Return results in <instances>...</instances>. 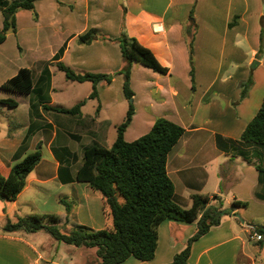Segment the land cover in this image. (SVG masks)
Segmentation results:
<instances>
[{"label":"crops","instance_id":"crops-1","mask_svg":"<svg viewBox=\"0 0 264 264\" xmlns=\"http://www.w3.org/2000/svg\"><path fill=\"white\" fill-rule=\"evenodd\" d=\"M34 8L36 19L30 10L16 12L13 34L21 36L23 32L26 42L37 43L43 33V50L51 34L56 33L57 37L48 56L38 61L40 67L35 78L30 69L33 89L23 95L26 97V120L8 122V126H14L8 138L14 137L15 140L8 159L9 166L0 162L2 175L7 174L14 160H20L36 150L38 144H44L51 157V179H56L61 185L71 184L77 181L63 182L59 179L60 166L68 170L62 174L63 177H73L81 163L77 161L78 151L82 157V149L86 146L96 144L109 148L112 145L116 127L127 110L122 75L114 74L109 84L99 81L96 84L97 98H88L90 82H77L86 86L83 98L57 105L54 95L61 88H57L55 83V71H60L56 67L58 61L76 72L114 73L119 70L123 63L115 41L97 38L90 44H78L76 38L93 27L114 39L119 35L123 22L126 33L148 47L168 68V74L161 75L137 62L132 63L130 86L134 93L135 111L123 132L124 140L133 141L147 133L158 117L180 125L184 133L166 160V171L174 186V202L188 208L193 194L216 195L222 208H228L234 200L248 201L258 205L264 214V172H258L254 166L264 169V148L239 142L242 131L256 114L264 96V42L262 45L260 41V31L264 34V0H122L121 4L117 0H36ZM186 28L193 35L191 55ZM19 42L22 44L21 40ZM63 45L64 50L55 59ZM17 48L20 53L23 51L20 44ZM191 66L195 88L191 86ZM250 78L253 86L241 96L239 84L252 80ZM61 80V86L65 88L73 87L75 82L65 76ZM83 99L85 103L76 114L47 108H70ZM92 101L96 102L84 116L83 106ZM16 102L18 107L19 102ZM82 138H86L89 144L81 145ZM71 144H76V148L71 149ZM241 152L252 163H247ZM41 164L42 157L27 175L25 185L11 207H15L18 197L31 184L37 187L43 184ZM236 209L221 216L219 224L192 242L189 264L191 254L201 240L208 238L207 242L211 244L199 249L195 264H200L212 247L240 240L237 227L248 232L247 227L251 224L241 216L239 222ZM73 216L71 212L68 218ZM196 222L173 219L161 222L157 229L155 254L149 261L157 260L156 264L170 262L194 234ZM22 231L17 230L18 233ZM8 241H11L9 247H22L23 254L28 252L27 264H58L46 259L25 238L9 239L0 235L1 243L7 244Z\"/></svg>","mask_w":264,"mask_h":264},{"label":"trees","instance_id":"trees-1","mask_svg":"<svg viewBox=\"0 0 264 264\" xmlns=\"http://www.w3.org/2000/svg\"><path fill=\"white\" fill-rule=\"evenodd\" d=\"M36 0H0L2 25L0 44L4 42L8 32H15V14L21 9L30 10L33 18L37 14L34 8ZM58 3H60L58 1ZM189 38L187 45L189 54L193 52V35L189 28L185 29ZM115 41L120 49L123 65L114 73L76 72L71 67L58 61L56 67L64 73L67 80L90 82L91 91L88 98H97L96 84L111 82L114 74L122 75V92L127 100V110L123 120L116 127V137L109 148L91 144L82 149L81 163L73 177L65 166L58 169V177L63 182L72 180L86 183L91 190L101 196L104 212L111 219V226L93 230L86 226H74L67 232L58 228L60 218L55 214H28L17 216L15 221L7 220L2 230L14 232L47 231L55 240L75 247L94 248L100 264H120L128 258L149 261L154 257L158 240V226L166 219L181 222H196L194 234L187 240L185 247L176 253L173 259L165 264H189L191 244L207 233L212 226L219 224L223 215L231 214L239 206L246 207L247 202L234 200L228 208H222L216 195H191V205L183 208L173 200L174 186L166 171V160L169 151L184 133L180 125L164 118L154 120L150 130L133 141H126L123 132L131 121L135 111L133 90L130 86V72L133 62H137L161 75L168 74L153 52L142 45L134 36L126 33L123 22L119 35L110 39L97 28H89L77 35L78 44H90L95 39ZM63 45L55 55L58 59L64 50ZM192 88H194L193 66L190 70ZM251 80L247 81V86ZM241 86H243L241 84ZM33 89L32 73L27 67L19 68L14 75L0 84V90L29 94ZM246 89H242L241 96ZM85 103L79 101L70 108L49 106L48 109L60 113L76 114ZM0 104L15 108L17 102L12 98H0ZM239 142L264 148V96L256 114L242 131ZM53 152L56 153L55 150ZM240 155L247 163H252L244 152ZM41 159L38 149L27 153L20 160H15L6 175L0 174V199L14 201L25 185L27 175ZM258 172H264L254 164ZM262 197V196H259ZM264 198V197H262ZM211 199L218 204H211ZM63 202L68 213L69 202ZM46 221V222H45ZM45 222V223H44ZM254 232L262 235L264 241V223L254 226Z\"/></svg>","mask_w":264,"mask_h":264},{"label":"rangeland","instance_id":"rangeland-1","mask_svg":"<svg viewBox=\"0 0 264 264\" xmlns=\"http://www.w3.org/2000/svg\"><path fill=\"white\" fill-rule=\"evenodd\" d=\"M1 21L2 16L0 13V28ZM54 34L55 35L51 34L49 36L48 42H45L46 49L43 50V33L39 35L41 40L36 43V41L26 42L24 40L25 37L23 32H21V36H15L12 32H8L4 42L0 44V84L14 75L16 70L20 67L31 69L35 78L38 72V67H40V62L38 61L43 60V57H47L49 52L55 46L57 34ZM20 40L22 41V44L19 42ZM260 41L263 45L264 34L262 30L260 31ZM18 44H20L23 49L21 53L18 51ZM249 67L251 66L249 65ZM61 77H64L63 73L61 71H55V83L58 86L57 88H61V90L57 91L54 95L55 104H65L64 101L67 102L75 98H83L82 95L86 87L84 84L73 82V87L65 88L64 86H61ZM248 80L249 79L240 83L239 88L246 90L250 89L253 86V79L251 80L250 86H247ZM241 84L243 86H241ZM195 85L196 81H194V86ZM256 89L257 86L255 90ZM6 97L15 99L19 102L18 107L15 108L0 104V162L3 161L6 166H9L10 163L8 159L14 146L15 138H8V136L14 131V126H12V124L8 126V122L12 123L16 120L18 122H23L26 120L27 107L25 105V96L0 90V98ZM95 102H87V104L83 106L82 113L84 116L91 110L92 105L95 104ZM78 130L80 131V129ZM86 142V138H82L80 144L88 145L89 143ZM69 146L71 149L76 148V144H71ZM36 148L40 151L42 157L41 167L44 182L40 187L31 184L29 189L18 197L15 207H11L13 201L10 202L0 199V235L9 239L17 236L25 238L30 243L34 244L46 259L53 260L58 264H100V259L96 256L95 249L74 247L57 241L45 230H39L33 233H26L24 231L19 232L21 234L17 231L4 232L2 230L8 219L15 221L17 216L28 214L57 215L60 218L58 228L61 232H67L77 224L87 226L93 230L107 228L112 224L110 217L104 212L101 196L91 190L85 183L74 182L67 185H61L56 179H51L53 167L48 148H46L44 144H38ZM76 155L77 161L81 162V152L78 151ZM60 200L71 204V209L68 213H66L64 203L60 202ZM246 202V207H236L238 213L235 214L238 217L239 222H241L240 216L249 221L251 225L247 227L248 232L245 233L243 228L237 227L236 230L239 233L240 240H235L234 242L222 246L216 247V245L215 247H212L204 255L200 264H264V241H261V239L260 242H257L254 238H250L254 234V226L264 223L263 210L254 203ZM211 203L217 205L218 201L211 199ZM71 212H73L74 216L68 218V215ZM207 239L208 238L201 240V242L196 245L191 254V264H195V258L199 249L204 245L211 244L210 242H207ZM217 240L218 239H215V242H217ZM10 242L11 241H8L7 244L0 242V247L2 249L6 248L5 251H0V264H27L29 259L28 252L23 254L24 251L22 250V247L16 246L14 249L11 246L9 247L8 243ZM126 261L127 262L124 264H156L158 262L157 260L152 262H140L133 258H129ZM41 264L44 263L41 262Z\"/></svg>","mask_w":264,"mask_h":264},{"label":"built area","instance_id":"built-area-1","mask_svg":"<svg viewBox=\"0 0 264 264\" xmlns=\"http://www.w3.org/2000/svg\"><path fill=\"white\" fill-rule=\"evenodd\" d=\"M250 238H255L258 241L262 239V235L254 232V234Z\"/></svg>","mask_w":264,"mask_h":264},{"label":"water","instance_id":"water-1","mask_svg":"<svg viewBox=\"0 0 264 264\" xmlns=\"http://www.w3.org/2000/svg\"><path fill=\"white\" fill-rule=\"evenodd\" d=\"M117 2H118L119 4H121V3H122V0H117Z\"/></svg>","mask_w":264,"mask_h":264}]
</instances>
